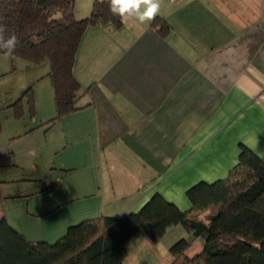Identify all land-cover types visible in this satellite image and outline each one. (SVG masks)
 I'll use <instances>...</instances> for the list:
<instances>
[{
    "label": "crops",
    "instance_id": "0c3cea01",
    "mask_svg": "<svg viewBox=\"0 0 264 264\" xmlns=\"http://www.w3.org/2000/svg\"><path fill=\"white\" fill-rule=\"evenodd\" d=\"M155 18L168 23L166 38L154 20L132 19L84 36L80 110L30 136L20 161L32 165L25 182L50 183L38 197L68 188L36 205L34 195L0 200V220L29 241L52 244L84 221L138 213L156 194L190 212L188 190L227 180L241 146L264 164V0H160ZM208 215L198 218L209 224ZM181 240L189 259L204 250L176 225L158 242L137 234L124 264H172Z\"/></svg>",
    "mask_w": 264,
    "mask_h": 264
},
{
    "label": "trees",
    "instance_id": "16d2710c",
    "mask_svg": "<svg viewBox=\"0 0 264 264\" xmlns=\"http://www.w3.org/2000/svg\"><path fill=\"white\" fill-rule=\"evenodd\" d=\"M109 4L110 0H94L91 16L79 20L75 0H0L4 39L15 35L18 41L11 52L0 46V55L34 65L50 64L57 120L80 110L75 64L87 31L124 26ZM153 25L159 26L163 38L170 34L165 20L155 18ZM187 198L190 212L156 194L138 213L84 221L69 227L52 244L29 241L3 217L0 264H124L133 237L144 233L158 242L176 225L202 239L204 250L189 259L185 256L189 244L181 240L171 250L172 264H264V164L257 155L241 146L238 165L227 180L197 184L188 190ZM204 211L209 212V224L198 218Z\"/></svg>",
    "mask_w": 264,
    "mask_h": 264
},
{
    "label": "rangeland",
    "instance_id": "374dc122",
    "mask_svg": "<svg viewBox=\"0 0 264 264\" xmlns=\"http://www.w3.org/2000/svg\"><path fill=\"white\" fill-rule=\"evenodd\" d=\"M93 5L94 0H75L76 18H89ZM50 72L51 66L47 63L34 65L24 59L0 55V200L1 197L7 199V205L17 202L20 196L29 195H34L32 203L36 205L53 200L56 194L68 188L64 182L60 187H53L48 195L38 197L37 194L50 187V183L25 182L26 177L33 175L32 165L20 164L28 138L38 133L44 136L61 121L57 120ZM44 172L43 177L53 180L47 170Z\"/></svg>",
    "mask_w": 264,
    "mask_h": 264
},
{
    "label": "clouds",
    "instance_id": "9594fccd",
    "mask_svg": "<svg viewBox=\"0 0 264 264\" xmlns=\"http://www.w3.org/2000/svg\"><path fill=\"white\" fill-rule=\"evenodd\" d=\"M109 6L111 13L118 15L122 22L132 19L143 24L155 19L160 9V0H110ZM4 31L5 25L0 24V46L11 52L18 41L15 35L5 40Z\"/></svg>",
    "mask_w": 264,
    "mask_h": 264
}]
</instances>
